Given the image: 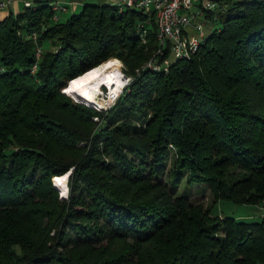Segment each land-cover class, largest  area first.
I'll return each instance as SVG.
<instances>
[{"label":"trees","instance_id":"16d2710c","mask_svg":"<svg viewBox=\"0 0 264 264\" xmlns=\"http://www.w3.org/2000/svg\"><path fill=\"white\" fill-rule=\"evenodd\" d=\"M221 1L189 57L156 51L154 12L118 2L0 18V264H264V214L211 211L264 200V0ZM111 56L131 78L110 106L61 89ZM69 169L61 197L52 177Z\"/></svg>","mask_w":264,"mask_h":264},{"label":"built area","instance_id":"2783aa9c","mask_svg":"<svg viewBox=\"0 0 264 264\" xmlns=\"http://www.w3.org/2000/svg\"><path fill=\"white\" fill-rule=\"evenodd\" d=\"M5 3L4 0H0V5ZM25 5H31L30 0H24ZM119 5H132L141 8L145 11H153L156 18L157 37L160 45L155 49L156 51L162 50L161 46L166 42L169 43L170 50L176 56H187L197 49L201 41L204 40L206 34H204L202 26L204 21L193 23L191 17L195 13L203 14L208 18L216 19L219 16L221 10L225 9L226 4L221 0H119ZM195 6V9H192ZM53 8L52 17L57 18V11L65 8L64 5L52 2ZM145 22L140 21L137 25L138 32L142 40L146 39L147 29ZM193 23L196 31L190 32L187 29L189 24ZM33 39L37 38V31L32 30L29 33ZM42 45L37 43L35 46V61L32 63L31 70H34L37 66V59L41 53ZM156 54L150 56L146 61V65L160 69L167 68L168 58L158 61ZM123 82L119 89L113 90L108 87L107 90L102 93L101 104L103 107L110 106L116 99L119 92L130 80V75L120 72ZM99 94V95H100ZM261 213L264 214V201L260 205Z\"/></svg>","mask_w":264,"mask_h":264},{"label":"rangeland","instance_id":"374dc122","mask_svg":"<svg viewBox=\"0 0 264 264\" xmlns=\"http://www.w3.org/2000/svg\"><path fill=\"white\" fill-rule=\"evenodd\" d=\"M35 1V0H33ZM69 5V3L67 4ZM82 6H79L76 9L70 8L67 11V14L64 12H60L59 13V19H64L66 18L68 15H70L73 12L79 11L81 9ZM26 8V7H25ZM195 9V7L192 6V9ZM194 16L191 17V21L193 23H197L200 21H204L202 29L204 34H207L209 31H211L212 27L216 26L219 24L218 21L213 20L211 18H208L207 16H204L203 14L200 13H195L193 14ZM169 56L171 58L174 57V55L172 54V52H170ZM109 58H115L117 60V63L115 66L112 67V69H118V76L119 79L121 81V77L120 76V72H124L122 69V61L120 58L118 57H109ZM108 59V58H107ZM106 60V59H105ZM104 61V60H103ZM102 62V61H101ZM100 62V63H101ZM98 65V64H97ZM90 69V68H89ZM88 70V69H87ZM85 72V71H84ZM83 73V72H82ZM125 73V72H124ZM81 74V73H80ZM79 75V74H78ZM77 76V75H76ZM69 80V79H68ZM70 81V80H69ZM68 82V81H67ZM101 91L102 93H104L108 87H106V85L101 84ZM66 87L69 89H66ZM64 92H66L67 94H69L74 100H78L81 101L83 103H86L88 105H91L93 107H95L98 110H103L105 109V107H103L101 104V101L98 100L97 102H90V101H86L80 97H77L73 91L72 88H69V82L66 84V86L61 88ZM114 89V88H113ZM119 89V87L117 88ZM99 95V98L101 99V96L103 94ZM94 119L98 120L99 118L97 116H93ZM69 173V170L67 171ZM66 173V172H65ZM63 174V173H62ZM60 175V174H59ZM55 177V175L52 177ZM68 179V178H67ZM53 184L55 185V187L57 188L59 195L60 192L62 191L55 183L53 180ZM65 186L68 187L67 181ZM177 192H186L188 194H190L192 199H202V201L206 204V203H211L212 202V193L209 189V187L206 185V183L204 181H195V182H191L188 183L187 181H185L183 179V181L180 183V185L177 188ZM61 196V195H60ZM264 201V200H263ZM261 201L260 203L255 204H250V203H239V202H234L230 199L227 198H219L218 200H216L214 202V204L211 207V211L213 213H219V214H234V215H242L245 216L247 218H256L258 216V213L261 212V203L263 202Z\"/></svg>","mask_w":264,"mask_h":264},{"label":"bare ground","instance_id":"6f19581e","mask_svg":"<svg viewBox=\"0 0 264 264\" xmlns=\"http://www.w3.org/2000/svg\"><path fill=\"white\" fill-rule=\"evenodd\" d=\"M117 60L115 58H108L96 66L91 67L85 72L73 77L69 81V87L73 89L75 95L86 101L97 102L101 92V84H106L109 88L117 90L121 86L124 77L121 81L118 76V69H112ZM68 178V172L61 175H56L53 180L58 181L55 183L61 190L65 186Z\"/></svg>","mask_w":264,"mask_h":264},{"label":"crops","instance_id":"0c3cea01","mask_svg":"<svg viewBox=\"0 0 264 264\" xmlns=\"http://www.w3.org/2000/svg\"><path fill=\"white\" fill-rule=\"evenodd\" d=\"M5 3L3 5H0V18H2L4 15L12 11L13 13H16L22 9L25 8L24 0H4ZM31 4L33 6H37L41 1L44 0H30ZM50 3L57 2L65 6V8L60 9L57 11V18H59V13H66L70 8L76 9L79 6H82L85 2H97V3H104V2H118L119 0H49ZM69 3V5H67ZM195 7V6H193ZM194 9V8H193ZM212 19V18H211ZM215 20V19H213ZM217 21V20H216ZM213 28V27H212ZM188 31L195 32V26L193 23L189 24L187 26Z\"/></svg>","mask_w":264,"mask_h":264},{"label":"clouds","instance_id":"9594fccd","mask_svg":"<svg viewBox=\"0 0 264 264\" xmlns=\"http://www.w3.org/2000/svg\"><path fill=\"white\" fill-rule=\"evenodd\" d=\"M64 179H67V177H65ZM54 183H58V181H54ZM68 194H69V189H68V187L63 186V187H62V191L60 192L61 197H67Z\"/></svg>","mask_w":264,"mask_h":264},{"label":"water","instance_id":"95a60500","mask_svg":"<svg viewBox=\"0 0 264 264\" xmlns=\"http://www.w3.org/2000/svg\"><path fill=\"white\" fill-rule=\"evenodd\" d=\"M68 82H69V80H68ZM68 82H67V83H68ZM69 171H70V169H69ZM66 187H67V186H66Z\"/></svg>","mask_w":264,"mask_h":264}]
</instances>
